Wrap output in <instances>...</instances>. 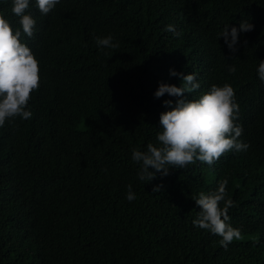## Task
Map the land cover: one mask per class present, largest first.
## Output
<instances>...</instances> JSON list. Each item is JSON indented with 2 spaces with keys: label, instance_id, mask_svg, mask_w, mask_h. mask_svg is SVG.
<instances>
[{
  "label": "trees",
  "instance_id": "trees-1",
  "mask_svg": "<svg viewBox=\"0 0 264 264\" xmlns=\"http://www.w3.org/2000/svg\"><path fill=\"white\" fill-rule=\"evenodd\" d=\"M11 8L0 0L19 27ZM28 11L36 25L23 39L40 86L31 118L0 127V264H264V0H59L48 17L29 0ZM241 21L254 29L238 32L232 52L219 34ZM108 35L119 48L97 46ZM170 69L196 74L188 98L229 83L249 147L145 183L131 154L157 143L163 101L177 97L154 92L160 81L181 83ZM224 179L242 234L227 249L193 225L192 197Z\"/></svg>",
  "mask_w": 264,
  "mask_h": 264
},
{
  "label": "clouds",
  "instance_id": "clouds-1",
  "mask_svg": "<svg viewBox=\"0 0 264 264\" xmlns=\"http://www.w3.org/2000/svg\"><path fill=\"white\" fill-rule=\"evenodd\" d=\"M58 3L59 0H36L44 17L50 16L48 13ZM28 9L29 0H12L11 11L19 17V27L15 28L0 13V127L17 117L24 120L31 118L28 102L40 86L39 61L23 39L25 36L33 37L36 25ZM253 29L254 25L247 21H241L239 30L233 26L229 31L227 24L219 37L223 36L229 50L235 52L238 32ZM165 30L177 37L181 35L172 24L166 25ZM95 42L100 48H119L118 43H113L111 35L96 37ZM228 71L235 74V66L230 64ZM257 72L261 82H264V60H260ZM170 75L178 77L180 85L160 81L154 92L156 98L165 94L177 97L175 101H163L167 110L160 113L157 143H148L146 150L133 148L131 154V160L139 166L137 176L145 183L152 182L157 173L162 177L169 175L171 168L187 169L198 161L212 165L227 152L246 151L249 147L239 140L243 132L242 126L237 123L239 106L235 90L229 83L212 84L198 98L193 95L188 98L186 93L193 94L200 88L196 74L185 75L170 69ZM227 184L228 180L224 179L215 191L200 192L192 197L199 208L193 225L221 237L220 244L225 249L233 240L242 239L241 230L230 223L228 210L235 203L228 198ZM127 187L126 198L131 202L136 198L135 193L131 184ZM162 187L154 185L152 193L161 192Z\"/></svg>",
  "mask_w": 264,
  "mask_h": 264
}]
</instances>
